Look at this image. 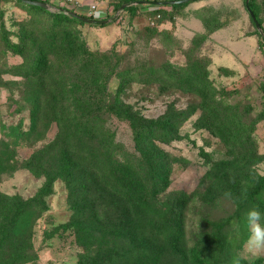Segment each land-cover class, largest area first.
Segmentation results:
<instances>
[{"label": "trees", "instance_id": "obj_1", "mask_svg": "<svg viewBox=\"0 0 264 264\" xmlns=\"http://www.w3.org/2000/svg\"><path fill=\"white\" fill-rule=\"evenodd\" d=\"M14 5L25 15L11 21L13 30L0 22V58L14 55L20 60L0 64V78L2 74L25 78L30 129L21 134L23 137L38 129L43 131L52 122L58 133L48 147L33 153L25 163L32 173L45 176L37 193L23 199L0 192V252L18 238L20 241L29 221L47 210L46 199L52 194L53 182L60 179L71 212L67 221L46 231L44 237L68 230L86 254L94 255L77 264H161L170 253L187 256L186 264H259L232 257L229 243L232 240L238 247L247 240L250 228L246 213L250 208L264 212V174L253 168L260 156L250 152L255 146L249 133L254 125H244L233 109L235 105L215 97L205 63L199 59L185 65L164 61L153 66L144 62L135 68L117 69L119 84L114 96L108 97L103 90L110 59L106 54L90 51L80 39L75 25L86 22L63 9L51 11L22 0H14ZM248 7L261 27L254 0H248ZM126 8L134 12L136 5ZM95 20L89 24L105 25L98 22L100 19ZM72 69L70 76L67 72ZM131 81L177 88L197 96L198 102L185 110L171 109L159 118L147 119L119 98ZM261 88L264 91V84ZM197 109L200 114L193 126L221 139L227 155L214 163L216 179L204 199L209 201L213 193L229 197L235 210L224 223L202 216L195 239L186 249L181 212L175 209H184L191 194L180 196L170 209L156 205V195L165 189L168 175V164L161 162L158 142L168 144L179 138L182 121ZM105 112L128 122L139 157L131 151L116 154ZM97 141H101V148L96 147ZM53 152L57 160L45 168L43 162ZM148 221L155 227L147 238L144 229ZM234 223L239 226V233L232 237L229 227ZM21 261L11 259L8 264Z\"/></svg>", "mask_w": 264, "mask_h": 264}, {"label": "rangeland", "instance_id": "obj_2", "mask_svg": "<svg viewBox=\"0 0 264 264\" xmlns=\"http://www.w3.org/2000/svg\"><path fill=\"white\" fill-rule=\"evenodd\" d=\"M79 1L108 8L106 18L100 19L108 20L105 25H75L87 49L109 56V77L104 94L114 96L119 84L115 75L117 69L135 68L144 62L153 66L164 61L185 65L190 60L199 59L206 65L208 80L216 90L215 97L235 105L233 109L244 125H254L249 131L255 141L254 150L250 152L260 156V159L253 168L257 173L264 174V91L261 88L264 84V0H254L258 17L262 20L261 30L250 20L245 0H192L177 8L159 3L166 0H149L148 3L145 0L138 3H131V0ZM130 4L136 5L134 12L127 10ZM24 15L14 5V0H0V22L3 21L6 28L13 30L15 27L11 21ZM19 60L18 56L10 55L0 58V64H13ZM72 71L67 72L68 75L73 76ZM25 88V78L1 75L0 192L28 199L37 193L45 176L32 173L25 163L33 153L50 145L58 128L52 122L43 131L38 129L27 137L21 135L30 129ZM119 98L147 119L159 118L171 109L185 110L190 104L198 102L197 96L180 89L137 81L125 86ZM199 114L197 109L182 121L179 138L168 144L158 142L162 151L161 162L168 164V175L165 189L156 195V205L170 209L173 201L191 194L184 209L180 206L175 209L181 212L186 249L195 239L202 216L223 220L224 223L235 210L234 201L229 197L213 193L209 201L204 199L216 179L214 163L227 155L221 139L206 129H195L193 122ZM104 117L108 121L106 127L113 132L111 146H114L116 154H130L131 151L135 152L134 157H139L128 122L112 112H105ZM100 142L95 143L96 147H102ZM56 160L57 154L53 152L43 166L47 168ZM46 202L47 210L29 221L20 241L18 238L5 252H0V264H8L11 259H22L18 264H77L93 258V254H86L77 245L68 230L44 237L46 231L69 218L71 210L63 181L56 179L53 182L52 194ZM151 224L148 221L144 229L147 238L155 227ZM238 227L236 223L230 225L232 237L239 233ZM248 238L238 247L237 243L229 241L231 256L248 263L259 261V264H264V248L255 254L249 252ZM20 252L23 256L15 255ZM13 256H16L15 259ZM187 258L170 253L161 264H186Z\"/></svg>", "mask_w": 264, "mask_h": 264}, {"label": "built area", "instance_id": "obj_3", "mask_svg": "<svg viewBox=\"0 0 264 264\" xmlns=\"http://www.w3.org/2000/svg\"><path fill=\"white\" fill-rule=\"evenodd\" d=\"M49 5V10L57 11L63 9L66 11H71L79 15H83L91 19H101L106 18V9L104 7L98 6L96 3H84L79 0H42Z\"/></svg>", "mask_w": 264, "mask_h": 264}, {"label": "clouds", "instance_id": "obj_4", "mask_svg": "<svg viewBox=\"0 0 264 264\" xmlns=\"http://www.w3.org/2000/svg\"><path fill=\"white\" fill-rule=\"evenodd\" d=\"M246 220L250 228V236L247 241L248 251L255 254L264 248V212L253 207L246 213Z\"/></svg>", "mask_w": 264, "mask_h": 264}, {"label": "water", "instance_id": "obj_5", "mask_svg": "<svg viewBox=\"0 0 264 264\" xmlns=\"http://www.w3.org/2000/svg\"><path fill=\"white\" fill-rule=\"evenodd\" d=\"M22 1H24V2H26L28 4L37 5V6H40V7H43L45 9L49 10V5L46 2L42 1V0H22ZM188 1H192V0H166V1H161L159 3H163L164 5H168V4L172 5V4H175V3L176 4L177 3H184V2H188ZM245 6H246V9H247V11L249 13V16L251 17L252 21L254 22L255 27L257 29L261 30V28H260L255 16L253 15V12L248 7V0H245ZM66 13H68V14L74 16L75 18H77L79 20H82V21H84L86 23H96L97 22L95 19H90V18H87V17H85L83 15H79V14H76V13L71 12V11H66ZM98 22L105 24L106 22H108V20H100Z\"/></svg>", "mask_w": 264, "mask_h": 264}]
</instances>
